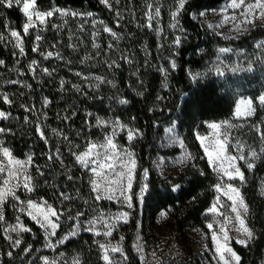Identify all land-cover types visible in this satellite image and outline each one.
<instances>
[{
    "label": "rangeland",
    "instance_id": "obj_1",
    "mask_svg": "<svg viewBox=\"0 0 264 264\" xmlns=\"http://www.w3.org/2000/svg\"><path fill=\"white\" fill-rule=\"evenodd\" d=\"M111 2L113 3L112 10H109L102 4L105 8L104 13L73 7H60L56 5L39 7L37 5L40 11H49L53 8H58L77 13H92V15L72 16L61 15L57 12L54 16L47 18L44 25L38 24L37 29H32L33 41L30 52L27 51L23 39V47L25 50V55L23 56L19 54V49L14 47L15 38L10 37V30H17L12 23L6 22L5 31H0V36L3 37L0 39V46L5 50L7 55L6 58H0V60L5 62L3 65H0V94L6 93L9 99L13 101L11 104L3 101L11 108H0V110L11 114L12 108L17 109L21 107V105L34 106L35 110L31 113L28 112L29 121L36 124L40 123L41 127L42 125H46L49 120H52L55 127L64 126L66 123L61 121L60 117L55 118L57 114L52 118L48 115L50 104H48L47 107L43 105L46 92L50 87L56 89L55 83L63 80L65 82L64 85L61 86L60 83V88H58V92L60 93V95H58L59 100L64 98L66 103L70 102L69 107L72 110L78 108L81 101H84V105L90 102L91 105H87V120L90 121L91 118H94L93 124L91 122V125L97 128L98 135L93 138H88L84 148L80 151H76L78 154L86 150L89 141L96 143L97 151L104 153L105 149L101 148L100 145L105 142V135H110L112 133L113 127H115L117 122L127 125L128 128L137 129L129 120L118 117L113 113V110L110 109L111 103H119V97H121V93H123L122 89L115 88L116 83L114 81V78L120 71H125L123 64L127 63V61L122 57L127 56L129 60L176 59L177 56H173V54L178 53L179 47H176L173 41L179 36L181 37V44H183L189 36V31H187L182 24L183 11L176 18L179 20L180 27H171V25L175 23L172 12L176 10L177 0H119V3H115L114 0H111ZM230 2L231 0H223L221 3L214 6V8L202 7L193 10L190 12V17L204 26L209 35L218 37L223 41L239 39L242 35L255 27H264V21L262 20H256L254 24H241V20H243V16L241 15L242 9L228 7ZM246 2L254 3V0H246ZM149 3H151L154 8L158 7L160 9V14L152 21L151 28L147 26L148 20L145 15L148 11L147 5ZM221 9H226V11H221ZM201 11H205L206 14L204 16H199L198 13ZM117 12L120 13L121 17L119 19V24L116 23ZM194 13L196 14L195 18H193L192 15ZM225 16L229 18L236 16L237 19H229L225 22ZM94 20L97 23L94 24ZM101 20L117 33L118 38L112 37L110 33L102 30V26L99 24ZM25 22L26 17L24 16L23 24ZM53 25L57 27H53ZM237 25H240L239 29ZM37 31H39V34L43 37L39 42L40 52L44 54L49 51L59 53L61 58H57L53 55L49 59H44L43 55L32 51L36 43L35 35ZM20 33L23 36V30ZM260 42H264V36L252 39L250 43H244L243 45L242 43H217L215 44V54L206 59V63L202 69L195 70L192 73L194 76H196V74L202 76L212 73L216 74V77L221 80L222 86L234 96L232 114L221 119L218 118L217 120H207L204 122V129L196 131V138L200 146H202L201 149L207 161L208 159L204 152V147H210L212 144H215L218 138L223 140L225 134H227L226 156H238L241 154L237 149V142L244 145L242 154L246 156L251 149H255L259 152L261 148H264V140H262L259 135V133L264 132V104H261L258 100V97L264 94V47H257V44ZM110 43L113 45L111 48L108 47ZM93 44L98 47H93ZM52 45H55V48H53ZM153 45L155 47H152ZM220 48H229L232 49V51L220 53ZM17 60H19V63H17ZM32 60L38 61L35 74L29 71V65ZM113 61H115L119 67H109L108 65H111ZM249 64L252 66L251 71L247 70ZM45 68L48 69L47 73L42 71V69ZM217 69H219V71H217ZM233 69L236 70L233 71ZM97 77L102 78L103 81H111V83L101 82ZM9 81L19 82L13 84L9 83ZM25 85H30L31 87H26ZM73 85L78 86L80 90L78 91ZM94 97L98 99L105 98L107 100L103 112L99 113L93 109ZM242 97L252 99V108L254 111H252L251 115L246 114L248 111L246 105H241L242 115H235L236 104ZM63 101L58 104L55 103L54 106H56V109L61 108ZM88 113L92 115H88ZM97 117L105 121L106 124L98 125ZM69 119H73V117L69 116ZM0 121L6 122V125L0 124V127L8 128L6 127L9 124L7 122L8 119ZM225 121H227V124L223 123ZM72 122L74 124L76 123L75 121ZM211 123L220 124L221 128L212 129L209 127ZM85 125H87V123H85ZM228 125H231V127ZM158 126L162 128V131L157 135V139L153 144L157 147V151L151 159L150 165L142 169L139 180L140 183L143 182L144 169L149 170L148 180L151 174L154 173L169 181L176 176L177 172L187 162L193 159V153L186 146L176 120H163ZM173 126H175V132L171 135L175 137V140L170 139V134L166 131ZM59 129L61 130L62 127ZM139 138L140 137L129 143L127 140V132L118 128L116 129L115 142L118 148L131 151L134 154V159L136 161L134 176L136 175L138 163L134 148ZM63 140H65L64 137ZM70 140L71 145L68 140L64 142L65 155L66 152H69L70 147L72 151L77 150L81 146L83 147L82 142H84V137L76 136L74 139ZM0 141L3 142L4 147L10 149L12 156L17 160L26 161L27 157L30 155L26 154L23 157L15 155L10 145L5 140V134L0 135ZM175 147H179L178 151H171V149ZM67 157L68 156H66V158ZM126 159L127 157H125V160ZM260 162L261 161H256L255 163L258 164ZM64 163L68 165L70 161L66 160ZM112 163L114 164V172L109 173L105 170L107 180H104V183H107L109 180L119 179L116 174L122 170L121 160L117 157ZM228 163L229 162L225 160L224 166L228 167ZM236 164H238L241 169L242 166H245L243 161L239 160L236 161ZM30 165L31 163L27 165V174L31 175ZM210 167L218 177V181L215 185L220 184L221 190L218 191L214 188V197L210 200L211 203L205 210V225L203 227L190 226L186 228H176L167 210L160 211L154 222L147 221L146 232L142 231L139 223L134 231L132 240L137 264H223V261L218 258L219 254L216 252L217 242L213 240L212 236V233L216 232L217 235L221 237L219 243L223 244L222 226L226 229L228 236L233 238L230 240L229 246L235 251L232 242H235V238H243V236L241 233L235 231L236 227L239 225L238 221L235 219V213L231 211L232 201L228 199L229 195L234 194L227 189V185L231 184L234 187L240 188L243 194L242 186L239 180H229L222 172L214 170L212 165H210ZM82 170L85 171L84 169ZM85 172L90 181L93 178V174L87 171ZM8 178L7 173H0V190L6 191L15 184L14 180L10 184H4L3 181ZM96 179L98 181L101 180L99 177ZM258 189L261 194L264 192V172L261 173L258 180ZM14 191L15 195L19 196L22 201L32 200L38 205L41 204L42 201H46L44 199L28 197L30 192L25 191L23 187L15 188ZM244 200L246 203L245 197ZM100 201L109 202L114 204L115 207L102 208L98 203L93 202V215L89 218H79L81 223L78 234L70 241L57 244V240L62 239L74 230V225L76 224L75 220L70 224H66L64 229L59 230L60 222L65 221V219L61 220L59 218V227L55 230L56 235L49 239L45 235L44 228L27 215V210L25 212L19 211L21 205L15 199V196H7L6 199L0 203V211H2L4 215V220L0 221L1 235L3 238V242H0V264H44L42 259L44 257H47L48 260L54 262V264H77V262L78 264H82L84 257L82 252H84L86 257L90 255V257L93 258L98 254L103 264H107V262L103 260L105 252L99 247V244L119 247L122 252L109 251V257L114 262H119V264H127L128 259L124 262L122 255L126 256L124 243L132 219V211L131 215L127 218V222L121 221L117 223V227L112 231L111 236L95 234L97 231L103 233L107 230L104 227V221L96 222L93 231L84 230L85 228L91 227L92 225L90 222L100 215H103L107 221L111 223L114 222V218L122 211H129L119 200L103 199ZM47 203L52 205L48 201ZM213 204H217L218 208V211L215 213L208 211ZM25 208H27L26 205ZM161 213H164V215H161ZM17 218H19V225H23L31 229V231L21 232L19 234L12 232L10 230L11 226H18ZM25 218L29 219L38 229L35 230L30 224L26 223L24 221ZM52 219L55 220L54 217ZM209 223L213 225L212 229L208 228ZM85 235L91 236L90 242L87 239H83ZM9 236L11 239H9ZM121 236L124 237L123 240L120 239ZM17 238L21 239L22 243L19 247L13 248L12 240ZM73 241L76 242L71 245ZM50 243L52 245L51 247L48 246ZM138 243L143 248L142 253L137 251ZM77 246L79 247L76 248ZM26 248L29 249L28 252L24 251ZM9 251L13 253L12 256L7 255ZM153 253H155V256Z\"/></svg>",
    "mask_w": 264,
    "mask_h": 264
},
{
    "label": "trees",
    "instance_id": "obj_2",
    "mask_svg": "<svg viewBox=\"0 0 264 264\" xmlns=\"http://www.w3.org/2000/svg\"><path fill=\"white\" fill-rule=\"evenodd\" d=\"M222 1L189 0V3L185 5L182 12V24L189 31V36L178 48L176 69H171L169 60H130V63L123 64L125 71H120L114 78L115 88L123 90L119 98L126 99L128 103H111L110 109L118 117L129 120L142 133L134 148L138 162L134 189L138 191L142 169L150 165L151 159L157 151V147L153 144L157 135L162 131L158 125L163 120H176L186 146L193 153V159L187 162L171 180L168 181L154 173L151 174L148 180L151 191L153 194L160 193L161 195L148 200L138 210H132V219L124 243L125 255L128 258L127 264H137L132 246L134 231L140 223L142 231L146 232L147 221L154 222L160 211L167 210L176 228L203 227L205 225V210L214 197V185L217 183L218 177L203 154L202 146L196 138V131L204 129V122L207 120H217L232 114L234 96L222 86V82L216 77V74L200 75L196 80H193L192 73L202 69L206 59L215 54V44L242 43L243 45L250 43L252 39L264 36V27H255L239 39L223 41L209 35L204 26L190 17L191 11L202 7L214 8ZM37 5L39 7L52 5L73 7L100 13L105 11L100 0H37ZM23 21L24 15L18 7L0 6V31H5V23L11 22L19 32H22ZM24 41L27 51L30 52L33 41L32 29L24 37ZM6 56L5 50L0 46V58H6ZM162 67L168 69L167 76L160 71ZM55 84L56 89L50 87L45 94L51 101L48 115L52 118L57 114L55 118L60 117L61 121L66 124L55 127L52 120H49L46 125H42L49 141L45 145L35 131L36 123L31 121L25 123V117L29 115L28 112L23 107L12 108L7 121L9 124L6 126L11 129V133L5 134V140L15 155L19 157L26 154L32 155L29 167L35 190L30 192L28 197L44 199L50 202L57 211L63 212L60 219H65V221L60 222L59 229L62 230L66 224L74 222V219L68 218L69 215L75 217L77 212H81L84 215L80 218L92 216L93 202L98 203L102 208H112L115 205L109 202H98L94 199L87 173L75 164L70 152H66L65 155L64 151V142H66L63 140L64 136L69 139H74L76 136L84 137L83 147L75 150L76 152L84 148L88 138L98 135L97 128L91 125L94 118H91L90 121L87 120V105H91V103L87 102V105H84V101H81L79 107L72 110L69 107L70 102L66 103L64 98L59 100L60 81ZM193 98V103H186V100ZM61 101H63L61 108L56 109L55 103L58 104ZM106 104L105 98H93V109L99 113L104 111ZM0 108L11 107L7 106L0 98ZM73 112L76 113L75 116H72ZM64 116H72L73 119L65 121ZM0 124L6 125V122L0 121ZM60 127H62L61 130ZM54 129L56 131H53ZM56 148L60 149L64 156V162L70 161L68 165L46 158L47 154L55 152ZM178 148H172L171 151H178ZM66 156L68 157L66 158ZM242 170L245 171L247 177L242 186L243 195L250 209L247 222L249 227L254 230L257 239L249 247H244L234 241L232 246L241 257V264H264V196L258 189V180L261 173L264 172V162L258 163L252 170H247L246 166H242ZM68 176H71L72 179H67ZM177 184L182 186L181 189L172 192V186ZM60 192L70 199L62 200L58 195ZM166 192L169 195H162ZM193 197L195 200L192 199ZM24 221L35 230L38 229L29 219L25 218ZM83 237L90 242V235ZM0 242H3L1 229ZM75 242H71V245ZM82 255L84 256L82 264H103L98 254L95 258L90 255L86 257L84 252Z\"/></svg>",
    "mask_w": 264,
    "mask_h": 264
},
{
    "label": "snow or ice",
    "instance_id": "obj_3",
    "mask_svg": "<svg viewBox=\"0 0 264 264\" xmlns=\"http://www.w3.org/2000/svg\"><path fill=\"white\" fill-rule=\"evenodd\" d=\"M115 3H119V0H114ZM101 4H104L105 7H107L109 10L113 9V3L111 0H100ZM189 3V0H177L176 10L172 12V17L175 20V23L171 25L173 28H179V20L176 19L180 13L185 9V5ZM0 6H4L6 8H13V7H19L22 11L23 15L26 17V22L22 25L23 30V36L21 33L17 30H10V37L15 38V44L14 47H17L19 49V54L21 56L25 55V50L23 47V39L25 36L29 34L30 29H37L38 24L44 25L47 21V18L54 16L57 12H59L61 15H72V16H78V15H88L91 16L92 13H77L69 10H62L58 8H53L49 11H40L37 7V0H0ZM148 11L146 12V18L148 20L147 26L149 28L152 27V21L159 16L160 9L158 7H155L149 3L147 5ZM228 7H231L233 9H242L241 15L243 16V20H241V24L247 25V24H254L256 20H262L264 21V0H254V3H247L246 0H231ZM215 11V10H212ZM221 11H226V9H221ZM154 13V14H153ZM206 14L205 11H201L198 13L199 16H204ZM117 21L116 23L119 24L120 13L117 12ZM193 18H195L196 14H192ZM35 17V19H34ZM229 19L236 20V16L232 17H224L225 22H227ZM93 23H97L95 20ZM99 24L102 26V30L104 32L110 33L112 37L118 38L117 33L113 31V29L109 26H107L104 21H99ZM53 27H57L56 25H53ZM240 25H237V28L239 29ZM182 31V29H181ZM3 37L0 36V39ZM43 39L42 35L39 34V31H37V34L35 35V46L32 48L33 52L39 53L40 55L44 56V59H49L53 55H55L57 58H61L59 53H53L51 51L47 52L46 54L40 52V41ZM173 44L176 47H179L181 44V37L177 36L175 40L173 41ZM71 46V45H70ZM113 45L110 43L108 45L109 48H111ZM53 48H55V45H52ZM93 47H98L97 45L93 44ZM257 47H264V42H260L257 44ZM201 51H203L201 49ZM232 49L229 48H220V53H226L230 52ZM15 55V53H14ZM178 53H174L173 56H178ZM125 61L131 62L127 56L122 57ZM5 62L3 60H0V65H3ZM17 63H19V60H17ZM168 63L170 64L171 69L177 68V62L175 58L169 59ZM36 66H38V61L32 60L29 65V71L33 72V74L36 73ZM109 67H119L118 64H116L115 61L112 62L111 65H108ZM251 64L248 66V71H251ZM236 69H233L235 71ZM43 72L47 73L48 69H42ZM161 72L167 76L168 69L161 68ZM219 71V69H217ZM50 74V73H49ZM223 74V73H221ZM79 75V73H78ZM200 74H196V76H192L193 80H196L197 77ZM98 80H101V82H107L111 83V81H103L102 78L97 77ZM19 81H9V83H18ZM61 86L64 85V81L62 80ZM26 87H31L30 85H25ZM74 88H77L79 91L80 89L78 86L73 85ZM0 98L3 99L5 103L11 104L13 101L9 99L8 95L6 93L0 94ZM258 100L261 104H264V94L258 97ZM194 102L193 99L186 100V103L191 104ZM51 101L45 97L43 100V105L47 107L48 104H50ZM119 103L126 104L128 101L126 99H120ZM252 99L251 98H241L237 104H236V110L235 115L240 116L243 113L241 112V105H246L248 111L247 115H251L252 111L254 109L252 108ZM25 109L26 112L31 113L35 110L34 106H27V105H21ZM10 113H6L5 111L0 110V120L8 119ZM76 113L73 112L72 116H75ZM88 115H92L91 113H88ZM65 121L69 120V116H64L63 118ZM29 119L28 117H25V123H28ZM224 124H227V121L223 122ZM97 124L98 125H105L106 122L101 120L99 117H97ZM231 127V125H228ZM212 129H219L221 128L220 124L217 123H211L209 125ZM120 129L122 131L127 132V140L129 143L136 140L138 137L142 135L141 131L139 129L134 128H128L127 125L120 124L117 122L115 124V127H113V131L110 135H105V142L100 145L101 148L105 149L104 153H101L97 151V144L89 141L88 147L86 150L82 153H77L75 151H72L71 147L69 148L70 155L73 157L75 164L79 165L82 169H84L87 172H90L93 174V178L89 181L90 187L92 189V192L94 194V199L96 201H100L103 199L108 200H119L123 205L127 207L129 211H122L117 217L114 218V222H108L107 219L100 215L96 219L90 222L92 225L91 227L85 228V231H93L95 223L98 221H104V227L107 229L103 233L97 231L96 235H104V236H111L112 231L117 227L118 222H127V218L131 215L132 210H138L139 207L143 204H145L148 200L156 198V196L161 195L160 193L153 194L150 188V184L148 183V175L149 170L144 169L143 170V182H141L138 185V191L133 188V183L135 180L134 176V169L136 167V161L134 159V154L131 151L119 149L117 143L115 142V134L116 129ZM35 131L38 135V137L45 143V145L48 144V137L45 135L44 130L41 127L40 123H37L35 126ZM53 131H56L55 129ZM170 136L169 138L172 140H175V137L171 134L175 132V126L172 128H169L166 130ZM11 133L10 128H4L0 127V135ZM262 140H264V132L259 133ZM199 138V137H198ZM65 140L69 141V144L71 145V140L69 137L64 136ZM226 142H227V134L224 135L223 140L217 139L215 144H212L211 150L209 146L204 147V152L207 156L208 162L210 165L213 166L214 170L222 172L224 176H227L229 180H239L241 186L246 182V175L245 171L241 169V167L236 164V161H243L244 165L246 166L247 170L254 169L257 164L256 161L264 162V148H261L258 151L255 149L249 150L247 156L242 154L244 151V145L237 142V149L241 153L238 156H226ZM123 153V154H122ZM119 157L121 160V171L116 174L118 175V180H109L107 183H104V180H107V172L112 173L114 172V164L112 161ZM125 157L127 159L125 160ZM6 158V159H5ZM48 160H58L61 164L64 163L63 156L61 154V151L59 148H56L55 152H51L47 154L46 157ZM228 161V167L224 166V161ZM32 161V155L30 154L27 157L26 161L17 160L12 156V152L8 147L3 146V142L0 141V173H7L8 179H5L3 181L4 184H10L13 180L15 181V184L12 185V187L8 188L6 191L0 190V203H2L7 196L13 195L15 196V199L18 201V203L21 205L19 211L25 212L27 210V215L31 217V219L35 222H37L42 228L45 230V235L51 239V237L56 235L55 230L59 227V218L61 215H63V212L57 211L52 205H49L47 201H42L41 204H37L36 202L32 200L22 201L20 200L19 196L15 195V188L23 187L25 191L27 192H33L35 190L33 186V177L30 174H27V165L31 163ZM126 170V171H125ZM43 175V173H41ZM99 177L101 180H97L96 178ZM126 178V181H125ZM67 179L71 180L72 177L68 176ZM181 185H173L171 191H179L181 189ZM214 188L218 191L221 190V185L217 184L214 185ZM227 189L230 190L231 193L234 195H229L228 199L232 201L231 204V211L235 213V219L238 221V227H236L235 231L237 233H241L243 238H235V242L244 246L249 247L250 244L257 239L254 230L248 226L247 219L250 213V209L248 205L245 203L243 194L241 193L240 188L234 187L233 185L229 184L227 185ZM59 197L62 200L70 199V197L66 196L63 192H60ZM162 195L167 196L169 193H163ZM262 195H264V192H262ZM195 200V197L192 198ZM218 204V201H217ZM217 204H213L211 208L208 209L209 212H217ZM25 205L27 208H25ZM84 214L81 212H77L75 217H72L69 215V219H74L76 221V224L74 225V230L69 233L68 235L64 236L62 239L57 240V244H63L65 241H70L73 237H75L79 232L80 227V220L79 218L83 216ZM161 215H164V213H161ZM55 218L53 220L52 218ZM4 220L3 212L0 211V221ZM18 220V226H11L10 230L12 232H16L17 234L21 232H30L31 229L24 227L23 225H19V218ZM213 225L211 223L208 224V228L212 229ZM221 232L223 233L222 239L224 241L223 244L219 243L221 237L217 235L216 232L212 233L213 240L217 242L216 246V252L219 254L218 258L219 260L223 261V264H241V257L233 251V249L229 246L230 240L233 238H230L227 234L226 229L222 226ZM9 239L11 237L9 236ZM121 240L124 239L123 236L120 238ZM139 240V238H138ZM22 241L21 239L17 238L12 240V247L17 248L21 245ZM51 247V243L48 245ZM30 247V246H29ZM99 247L104 250L105 254L103 256V260L107 262V264H119V262H114L110 259L108 252H122V250L119 247L106 245V244H99ZM25 252H28L29 249H24ZM137 251L141 252L143 251L142 246L138 243L137 244ZM227 254V255H226ZM8 256H12L13 253L9 251L7 253ZM155 256V253H153ZM44 264H54V262H51L48 260L47 257L42 258ZM122 259L124 262L127 261V256L122 255ZM78 264V262H77Z\"/></svg>",
    "mask_w": 264,
    "mask_h": 264
}]
</instances>
